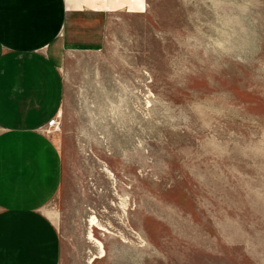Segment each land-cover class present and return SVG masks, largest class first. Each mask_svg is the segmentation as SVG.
<instances>
[{"label": "rangeland", "instance_id": "obj_1", "mask_svg": "<svg viewBox=\"0 0 264 264\" xmlns=\"http://www.w3.org/2000/svg\"><path fill=\"white\" fill-rule=\"evenodd\" d=\"M129 1L68 21L61 264H264V0Z\"/></svg>", "mask_w": 264, "mask_h": 264}, {"label": "crops", "instance_id": "obj_2", "mask_svg": "<svg viewBox=\"0 0 264 264\" xmlns=\"http://www.w3.org/2000/svg\"><path fill=\"white\" fill-rule=\"evenodd\" d=\"M131 4L0 0V264H61L46 208L62 187L63 161L45 128L64 105L68 21Z\"/></svg>", "mask_w": 264, "mask_h": 264}, {"label": "bare ground", "instance_id": "obj_3", "mask_svg": "<svg viewBox=\"0 0 264 264\" xmlns=\"http://www.w3.org/2000/svg\"><path fill=\"white\" fill-rule=\"evenodd\" d=\"M95 220H96V219L94 218L93 221H95ZM95 225H96V224H95ZM90 236H91L92 239H94V236H93L92 233L90 234ZM94 240H95V239H94Z\"/></svg>", "mask_w": 264, "mask_h": 264}]
</instances>
